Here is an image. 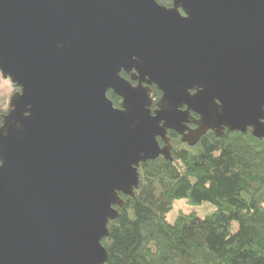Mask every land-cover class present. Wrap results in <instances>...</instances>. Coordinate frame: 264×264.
<instances>
[{
    "label": "water",
    "instance_id": "1",
    "mask_svg": "<svg viewBox=\"0 0 264 264\" xmlns=\"http://www.w3.org/2000/svg\"><path fill=\"white\" fill-rule=\"evenodd\" d=\"M172 4L0 0V73L18 88L0 125V264H105L141 163L173 160L169 129L190 145L225 127L264 137V0Z\"/></svg>",
    "mask_w": 264,
    "mask_h": 264
},
{
    "label": "trees",
    "instance_id": "2",
    "mask_svg": "<svg viewBox=\"0 0 264 264\" xmlns=\"http://www.w3.org/2000/svg\"><path fill=\"white\" fill-rule=\"evenodd\" d=\"M171 136L173 160L141 163L135 196L121 194L126 204L103 240L105 264H264V137L207 133L192 146ZM177 199L216 209L205 217L181 212L171 223Z\"/></svg>",
    "mask_w": 264,
    "mask_h": 264
},
{
    "label": "rangeland",
    "instance_id": "3",
    "mask_svg": "<svg viewBox=\"0 0 264 264\" xmlns=\"http://www.w3.org/2000/svg\"><path fill=\"white\" fill-rule=\"evenodd\" d=\"M16 91L14 85L10 79H5L0 73V109L7 112L9 108V102L11 95ZM216 209V206L211 202H203L200 204H192L186 199H177L174 202L173 208L169 211L167 215V220L173 223L177 216L181 213H196L200 217H205ZM238 227L237 221L233 222V230Z\"/></svg>",
    "mask_w": 264,
    "mask_h": 264
},
{
    "label": "flooded vegetation",
    "instance_id": "4",
    "mask_svg": "<svg viewBox=\"0 0 264 264\" xmlns=\"http://www.w3.org/2000/svg\"><path fill=\"white\" fill-rule=\"evenodd\" d=\"M163 5H165V6H167V7H171L173 4L171 3V4H169V5H166V4H163ZM133 74H134V73H127L126 71H122V72H121V75H122L124 78H126V79L129 80V81H131V83H132L133 85H137V84H138V80H133V79H132ZM145 84H146V83H145ZM151 88H152V97H153V99H154V103H153V105L155 104V107H154L153 109H155V108H156V103H157V101H158V100L161 98V96H162V92L158 89V87H157L156 84H152V85H151ZM15 89L17 90L18 88H15ZM155 89H157L159 92H161V94H160L158 97H154V96H153V92H154ZM191 92H192V93H195V90H191ZM110 93H111V96L113 97V98H111V100L113 101L114 105H115L116 107H120L121 102H122V98L119 97V96H118L114 91H112V90H110L109 93H108L109 98H110ZM183 108L186 109L187 107L184 106ZM190 113H191V117L189 118V121L186 122V125H187L186 133L189 132L190 130L196 129V128L198 127L197 120H199V119L201 118V116H200L199 114H197L196 112H194V111H191ZM227 131H231V130H229L227 127H225V129L223 130V134H222V135H224L225 132H227ZM233 132H234V131H233ZM248 132H251V133H252V128H251V127H248V128H247V131L244 132V133H248ZM207 133H213V134H215V135L217 136L216 132H215L213 129H209V130H207V132L204 133L203 135H205V134H207ZM171 135H173L175 138L181 140L184 144H189L188 142H184V141L182 140V134L176 132L175 130L169 129V130H168V136H169V138H170V143H171V145H172V149H173V143H172V136H171ZM203 135H202V136H203ZM202 136H201V137H202ZM201 137L199 138V140L201 139ZM199 140H198V141H199ZM198 141H197V142H198ZM159 142H160L161 146H164V142H163V140H162L161 138H159ZM189 145H190V144H189ZM194 145H195V144H194ZM192 146H193V145H192ZM171 152H172V150H171ZM160 156H162V155H160ZM163 157H164V156H163Z\"/></svg>",
    "mask_w": 264,
    "mask_h": 264
}]
</instances>
